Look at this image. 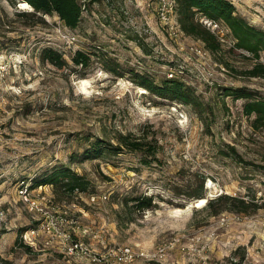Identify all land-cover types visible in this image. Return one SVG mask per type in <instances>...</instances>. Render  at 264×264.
<instances>
[{
    "label": "rangeland",
    "instance_id": "1",
    "mask_svg": "<svg viewBox=\"0 0 264 264\" xmlns=\"http://www.w3.org/2000/svg\"><path fill=\"white\" fill-rule=\"evenodd\" d=\"M231 1L264 30V0ZM90 3L70 29L57 15H26L32 7L0 0V52L10 63L24 61L0 75V264H109L125 246L144 256L120 264H264V131L244 111L248 98L223 94L225 87L243 88L264 99V78L249 74L259 60L236 47L224 23L216 54L192 36L171 38L156 15L157 0ZM45 47L67 63L43 61ZM77 50L91 55L87 68L72 61ZM171 68L197 104L153 95L133 80L144 72L160 82ZM82 79L90 82L86 89ZM119 133L157 144L156 158L123 150L71 161L96 138L116 145ZM61 164L88 185L70 196L57 195L51 184L35 189L63 220L51 234L17 187ZM219 195L245 199L248 210L227 200L210 205ZM135 196L152 197L153 206L123 205ZM203 197V206H189ZM22 228L36 229L22 235L30 250L17 241ZM63 233L101 260L66 256Z\"/></svg>",
    "mask_w": 264,
    "mask_h": 264
},
{
    "label": "trees",
    "instance_id": "2",
    "mask_svg": "<svg viewBox=\"0 0 264 264\" xmlns=\"http://www.w3.org/2000/svg\"><path fill=\"white\" fill-rule=\"evenodd\" d=\"M91 1L102 0H88V3L82 2V0H18V2L29 3L33 8L32 12H23V14L57 15L64 25L70 29H76L79 26L84 9H88ZM177 3L178 20L186 35L201 40L211 53H219L221 41L208 27L203 25L199 15L208 19L223 21L236 38V47L248 51L259 60L249 71L250 76L264 78V61H260V58L264 55V30L252 25L239 14L231 0H177ZM41 58L43 61H48L58 67H63L67 63L63 55L51 47H45L42 50ZM91 60V55L82 50H77L72 56V61L82 68H87ZM109 70L115 73L118 72L115 67H110ZM133 80L153 95L187 104L198 103L195 91L178 77H166L158 82L144 72H135ZM223 94L233 95L235 98H248L249 100L244 104V111L249 117L253 116V127L264 131L263 98L254 97L252 93L246 92L243 88L225 87ZM117 142L115 145L104 138H96L89 143V146L84 148L81 154L73 156L71 161L81 162L86 159L101 157L105 153L118 154L123 150L141 152L147 158H156L157 144L152 141H145L131 134L119 133ZM235 156L241 158L238 153ZM30 182L33 188L39 185L51 184L57 195L67 196L73 195L76 191H86L88 185L86 177L67 164L55 165L40 176L37 182L32 183L31 180ZM224 200L237 204L241 211L248 210L249 203L245 199L229 195H219L209 204L212 205L215 202ZM130 202H132L131 206ZM122 203L134 210H143L153 206V198L135 196L123 200ZM25 230V228L20 229L17 241L30 250L32 247L24 244L22 239Z\"/></svg>",
    "mask_w": 264,
    "mask_h": 264
},
{
    "label": "built area",
    "instance_id": "3",
    "mask_svg": "<svg viewBox=\"0 0 264 264\" xmlns=\"http://www.w3.org/2000/svg\"><path fill=\"white\" fill-rule=\"evenodd\" d=\"M177 0H157L156 3V15L163 25L164 29L167 31L168 35L171 38L178 39L180 36L184 35V31L181 28V25L178 20V12H177ZM203 19V20H202ZM201 20L215 35L219 38V35L224 34L225 25H223V21L221 20H212L203 17ZM225 24V23H224ZM195 50L198 54L204 55L207 52L204 48L195 47ZM22 59H15L11 63L8 62L7 57L4 53L0 52V75H4L7 68H15L20 67L23 64ZM177 70L170 69L168 73L169 78L177 77ZM2 102V96L0 95V103ZM46 185H39L36 188L31 186V182L28 180H22L18 187L17 192L20 199L27 204L28 209L31 212L37 213L41 217V228L46 230L48 233H56L59 231L60 223L63 222L62 219L55 216L49 210L47 203L45 201V197L39 194L38 196H34V191L37 188H43ZM94 199V197H92ZM51 202V200H50ZM60 222V223H59ZM26 235L29 237L34 236L36 234V229H29L25 231ZM29 232L31 235H29ZM88 231L83 229V233L86 234ZM64 238V246L62 248V252L70 257L77 259L79 261H100L101 257L95 253H93L92 249L85 244L80 239H75L71 233H63ZM137 256H144V253L136 254V252L128 247H121L115 253V259L109 264H120L122 262H132Z\"/></svg>",
    "mask_w": 264,
    "mask_h": 264
},
{
    "label": "bare ground",
    "instance_id": "4",
    "mask_svg": "<svg viewBox=\"0 0 264 264\" xmlns=\"http://www.w3.org/2000/svg\"><path fill=\"white\" fill-rule=\"evenodd\" d=\"M21 6V8H23V9H31V6L29 5V3H27V2H21V4H20ZM90 82L87 80V79H82L81 80V86L83 87V88H87V85L89 84ZM212 183V182H211ZM211 185V184H210ZM210 189V188H209ZM208 200H207V198H205V197H203V198H199V199H197L193 204H189V206L190 207H192V206H194V207H196V208H199V207H201V206H203L206 202H207Z\"/></svg>",
    "mask_w": 264,
    "mask_h": 264
}]
</instances>
